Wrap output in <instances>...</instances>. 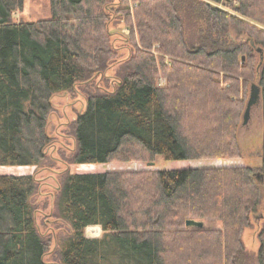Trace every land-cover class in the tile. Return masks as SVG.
<instances>
[{
  "label": "trees",
  "instance_id": "obj_1",
  "mask_svg": "<svg viewBox=\"0 0 264 264\" xmlns=\"http://www.w3.org/2000/svg\"><path fill=\"white\" fill-rule=\"evenodd\" d=\"M134 1L133 54L119 61L112 90L88 95L70 125L75 147L65 162L240 158L238 131L251 84L260 85L264 103V29L240 15L264 24V0H211L236 14L200 0ZM128 2L52 0V17L16 22L25 0H0V166L45 163L52 96L107 77L118 62L110 23L124 17L131 24ZM185 17L196 29L200 23L196 42L186 37ZM230 26L247 38L232 39ZM253 172L249 166L65 171L56 215L71 232L59 264H168L165 244L175 239L207 246L180 254L182 263L249 264L243 233L262 204ZM36 193L33 175H0V264H48L53 240L38 227ZM191 219L222 226L189 228ZM89 226H100L103 235L86 236ZM260 238L256 264H264V226Z\"/></svg>",
  "mask_w": 264,
  "mask_h": 264
},
{
  "label": "rangeland",
  "instance_id": "obj_2",
  "mask_svg": "<svg viewBox=\"0 0 264 264\" xmlns=\"http://www.w3.org/2000/svg\"><path fill=\"white\" fill-rule=\"evenodd\" d=\"M218 8L236 14L225 4H217L211 0H200ZM127 7L131 10V24L126 19L119 18L110 23V30L113 45L118 52V62L111 66L107 73V77L102 75L96 76L86 83H80L75 86L72 91L55 93L51 98L52 109L49 115L47 134L51 138V145L48 148V159L42 166H0V175H33L37 183V193L34 198L35 207H37L36 217L40 231L43 235H50L53 243L51 250L45 255L48 264H59V250L63 241L70 235V226L62 219L57 217V195L62 181V175L65 171L70 173L82 172H105V171H142V170H160V169H184V168H200V167H232V166H249L254 172L253 176L259 185L262 194V204L259 211L253 219L254 226L245 229L243 233V242L249 254L252 257L249 264H256L257 254L261 246L260 232L264 226V103L255 107L252 111L251 119L247 125L239 126L238 138L241 147L242 156L233 159H215V160H178L167 161L159 156L153 165L145 162H111L107 164H81L69 165L65 162L72 149L75 147L74 138L70 133V125L77 118L87 104V97L90 93L105 92L112 90L114 86V76L120 66L119 61L129 58L133 54L130 37L133 33L137 35V21L135 17V8L137 7L134 0H129ZM54 15L52 0H25L24 7L14 13V21H36L47 19ZM239 16V15H238ZM240 17L250 23L264 29V24L247 17ZM193 25L192 22L185 17L186 37L190 42H196L198 36V27L200 23ZM232 39L240 41L247 38L243 33L239 34L238 28L229 27ZM158 55V53H156ZM167 60L169 57H166ZM159 85L164 86L167 82L165 75L160 74L158 78ZM251 87V86H250ZM250 94V88H249ZM240 98H242L240 96ZM249 99V95H248ZM247 99V101H248ZM247 105V102H246ZM246 108V107H245ZM193 125H189V128ZM197 133V132H194ZM205 228H218L222 226L220 221L206 220ZM89 226L85 230V234L91 238L101 237L103 230L97 226L95 230L89 231ZM197 229V228H195ZM192 242V245L187 243ZM209 244V243H208ZM186 246V247H185ZM166 259L168 264H192V262H180L178 257L180 254H190L195 250H204L207 248L203 242H194L184 240V242L169 241L165 244ZM190 248V249H188Z\"/></svg>",
  "mask_w": 264,
  "mask_h": 264
},
{
  "label": "water",
  "instance_id": "obj_3",
  "mask_svg": "<svg viewBox=\"0 0 264 264\" xmlns=\"http://www.w3.org/2000/svg\"><path fill=\"white\" fill-rule=\"evenodd\" d=\"M261 55H263V50L261 48L257 49ZM261 99V89L258 84L254 83L251 86V91H250V96L247 101V105L245 108V112L243 114V125H247L250 118H251V112L254 108V106L259 102ZM150 165H153V162L149 163ZM186 226L189 228H197V229H204L205 228V222L204 221H199V220H187Z\"/></svg>",
  "mask_w": 264,
  "mask_h": 264
},
{
  "label": "flooded vegetation",
  "instance_id": "obj_4",
  "mask_svg": "<svg viewBox=\"0 0 264 264\" xmlns=\"http://www.w3.org/2000/svg\"><path fill=\"white\" fill-rule=\"evenodd\" d=\"M259 85V84H258ZM259 87H260V85H259ZM260 89H261V87H260ZM261 101H262V96H261V99L259 100V102L254 106V108L255 107H257L260 103H261ZM253 108V109H254ZM253 111V110H252ZM251 116H252V112H251ZM251 119V118H250ZM242 125H243V123H242ZM244 126V125H243Z\"/></svg>",
  "mask_w": 264,
  "mask_h": 264
},
{
  "label": "bare ground",
  "instance_id": "obj_5",
  "mask_svg": "<svg viewBox=\"0 0 264 264\" xmlns=\"http://www.w3.org/2000/svg\"><path fill=\"white\" fill-rule=\"evenodd\" d=\"M253 84H254V83H253ZM253 84H251V86H252ZM250 91H251V87H250ZM249 96H250V94H249ZM96 227H97V226H95V227H90L88 230H89V231H93V230L96 229Z\"/></svg>",
  "mask_w": 264,
  "mask_h": 264
}]
</instances>
